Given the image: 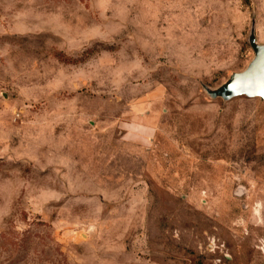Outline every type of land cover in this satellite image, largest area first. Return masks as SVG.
I'll return each instance as SVG.
<instances>
[{
    "label": "rangeland",
    "instance_id": "obj_1",
    "mask_svg": "<svg viewBox=\"0 0 264 264\" xmlns=\"http://www.w3.org/2000/svg\"><path fill=\"white\" fill-rule=\"evenodd\" d=\"M264 0H0V264H264V99H211Z\"/></svg>",
    "mask_w": 264,
    "mask_h": 264
},
{
    "label": "water",
    "instance_id": "obj_2",
    "mask_svg": "<svg viewBox=\"0 0 264 264\" xmlns=\"http://www.w3.org/2000/svg\"><path fill=\"white\" fill-rule=\"evenodd\" d=\"M248 43L253 57L241 71L232 72L219 86L211 88L203 86L211 99L220 98L229 101L235 97L264 99V43H259L252 24Z\"/></svg>",
    "mask_w": 264,
    "mask_h": 264
}]
</instances>
